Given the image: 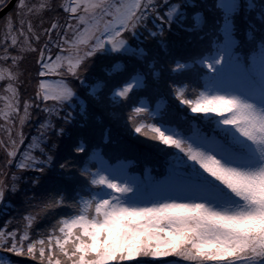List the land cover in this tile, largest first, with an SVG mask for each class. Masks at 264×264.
I'll return each mask as SVG.
<instances>
[{"label": "rangeland", "instance_id": "374dc122", "mask_svg": "<svg viewBox=\"0 0 264 264\" xmlns=\"http://www.w3.org/2000/svg\"><path fill=\"white\" fill-rule=\"evenodd\" d=\"M237 1L0 0V13L6 11L0 16V264H129L153 237L155 252L176 246L174 256L188 257L193 251L185 248V239L180 241L190 223L180 227V222L192 215L198 219L199 214L201 229L206 231L198 238L201 247L225 245L228 254L234 253L232 241L240 244V235L264 223V98L248 95L239 61H227L234 42L226 16L237 10ZM247 2L251 16L242 19L264 36V0ZM210 8L226 13L222 24L227 22L229 37L220 52L211 58L201 55L195 65L218 74L230 69L235 74H230L227 87L212 83L198 97L178 106L186 105L189 115L209 124L220 121L222 126L230 121L229 114L223 113L229 105L235 107L231 110L234 118L242 122L235 125L233 135L254 137L249 142L259 162L253 166L225 163L215 149L195 142L208 151L205 165L241 188L244 203L221 202L216 194L183 183H173L153 202L129 201L126 192L140 188L150 171L131 172L137 164L130 158L129 164H109L100 141L102 136L106 140L111 136L102 132L113 133L116 141L146 142L156 150L181 143L170 124L148 125L155 137L144 131L145 122L130 127L123 98L130 95L127 108L134 113L150 111V104L158 116L168 106L155 92L145 90L133 98L129 93L144 89L149 75L159 83L166 68L173 72V57L197 39L196 51L180 52L176 68L191 55L204 53L216 34L226 33L220 28L215 33L213 17L199 28ZM205 31L206 36H201ZM254 68L264 80V68L257 63ZM167 106L166 115L173 122L172 109ZM51 144L55 150H49ZM107 149L114 150L112 156L123 152L122 148ZM148 149L140 146L136 152H151ZM82 153L78 162L84 175L81 180L87 177L107 192L95 197V202L86 198L89 191L85 188L73 191L72 197H67L68 192L62 208L74 201L70 204L77 208L75 215L57 216L64 200L61 188L71 180L68 174L80 175L75 161ZM9 161L15 164L11 174L3 167ZM164 220L170 221L164 225ZM161 257L165 256L156 260Z\"/></svg>", "mask_w": 264, "mask_h": 264}, {"label": "trees", "instance_id": "16d2710c", "mask_svg": "<svg viewBox=\"0 0 264 264\" xmlns=\"http://www.w3.org/2000/svg\"><path fill=\"white\" fill-rule=\"evenodd\" d=\"M237 1V0H236ZM237 2H239V4L237 5L238 7L236 8L237 10H234V12L228 15V19L231 20L230 23V27L232 28L231 30V34L233 36V48L235 51H239L241 53H243L246 57L249 56V54L251 53H255V52H259V50L264 51V36L263 35H259L258 32H255V28H253V24H249L247 19H242L247 17L248 15L251 16V14H247L248 13V9L250 8L248 6V2L247 0H238ZM213 8V7H212ZM238 11V13H237ZM225 12L222 11L221 9L217 10V11H212L211 8L209 9V11L207 13H204L203 19L200 23L199 28H201L202 26L204 27L205 24L208 23L207 20H209L210 18L213 17V19L215 20L213 23V29H215V33L217 31L216 27L217 25H215L216 23L220 24L225 16ZM238 14V15H237ZM238 16V17H236ZM260 16V15H259ZM207 22V23H206ZM238 25L241 26L240 29H238ZM247 26V27H246ZM248 28V29H246ZM218 32V31H217ZM242 34L244 35V38L242 36ZM251 35V39L249 41V37ZM153 46V45H152ZM185 51V49H181L180 51H178V54H176L173 57V61L170 63V65L173 68V72H167L169 70V68L165 69V75L162 71V76L165 78H162L161 81H159V83H157L155 80H152L153 76H148V79H150L147 83V86L143 87L144 89L139 90V91H135V93L132 94V92L130 91L129 94H131V97L133 98L135 95H137V93H142L145 90H149L150 92H155L159 95V99L161 100V102H167L168 106L167 107H171V115H173V122H169L170 121V116L166 115V112H168V110L166 109V106L164 109H160L159 110V115L155 116L154 114H152V110H153V105L149 104V109H151V113L150 111L145 112L143 114V111H141V113L139 111H137V113H134L132 111H129L127 106H128V102L130 99V95L127 98H123V100L126 101L125 103V110H123L124 115H126L127 119L129 120V123L131 124L130 127L134 128L135 126L138 125V127H140L141 123H144L145 127L143 128L144 131L150 135L154 136V133L149 129L148 125H152L154 127H159L161 124H176V123H181L180 126L181 129H189L192 132L195 133V135L201 139H207L210 138L212 142H214L216 145H218L221 150L225 151L226 149H236V148H241V149H246V142L248 141V139L250 138V135H248L249 137L247 138H237L236 136H234V131L229 130V134L228 131L223 132L220 130L221 127L218 126L217 123L215 122H211L209 125L206 122V119L204 118H200L198 116H190L188 115L189 113L187 112V106H183V109H181L178 104H180V102H182L183 100H188V98H192L195 99L196 95L194 93H191L192 91V83L191 81H182V77L184 75L185 72H187L186 68H181L180 66H177V68L174 66V62L177 61L178 58L181 57L180 52ZM258 55V54H257ZM257 55H255L257 57ZM250 57V56H249ZM115 68V67H114ZM185 74H189V72L185 73ZM128 76V74H127ZM125 76V78L127 77ZM124 79V78H123ZM123 79L121 81H119L118 83L120 84V82H123ZM147 79V80H148ZM164 79V81H163ZM194 89H196V86L194 87ZM137 90V89H136ZM135 99V98H134ZM130 109L132 107V105H129ZM155 109V108H154ZM108 128V127H106ZM105 128V129H106ZM115 128V127H114ZM105 129H103L102 131H104ZM117 129V128H116ZM141 131V132H144ZM144 132V133H145ZM102 135H107V136H111L108 137V139L106 140L105 136L101 137V147L104 148L103 149V153L105 156H107V158H109L110 160H115L117 158H131L130 156V152H134L137 151L138 148L140 146H144L149 148L148 150H151V153L155 154L157 157V163L160 164L159 162H161V164L165 163L166 161V168L163 169V173L164 175H166V170L170 173V171H175V168H177V172H181V174L185 175L188 179H199V180H205L206 182L209 183H213L215 184V186L220 190V192L222 194L225 193H236V192H242L241 188L237 185H235L232 181L231 178H225V177H221V175H223L220 171L218 170H210L208 168L207 165H205V163L207 162L206 160V155H203L199 152H195L194 149H192L190 147V145L186 142H182V143H177L174 144V147H172V149H166V147H164V149H160V150H156L153 147H150V145L145 143H140L137 142L138 140H134L132 138L129 139L130 142L128 141H116V135H114L113 133L109 132V133H104L102 132ZM150 137V136H149ZM157 141L156 138H153ZM222 140L223 143L218 144L215 140ZM86 144L87 146H89L90 144L88 143V140H86ZM158 146H161L160 143L156 144ZM55 146L51 144V146L49 147V150L54 149L55 150ZM108 147H116V148H121L123 149V152H121V155L118 156H112V154L114 155V150H110L107 149ZM141 152V151H138ZM83 153L79 154L78 156H76V161H75V166L76 169L80 175L75 178L73 177L72 174H68L67 177L71 178V180L69 182H67L66 184L63 185V188H61V192H63V203L61 206L64 207V204H66V194L69 192L67 197H72L73 196V191L78 190V189H82L88 192V189H86L84 182L86 179H88L87 177H85L83 180H81L84 175L81 173L80 169H79V165L78 162L79 160L82 158ZM139 155L138 153H136V157L138 158ZM159 157V158H158ZM82 160V159H81ZM139 159H137L135 162L136 164L140 167L143 168L144 166H146L147 163H150L151 161L146 160V161H141L140 165H139ZM12 162H8V163H4V168L7 169L6 171H9L8 174L14 173L13 170H15V164H11ZM177 166V167H176ZM5 170L2 173L6 172ZM146 183V182H145ZM74 187H72V189L70 190V187L73 185ZM33 191H37V189H33ZM216 191V190H215ZM83 191H81L82 193ZM219 192V191H218ZM15 194V193H13ZM68 200V198H67ZM69 202V201H68ZM70 203H75L74 201L70 200ZM67 206V208H62L59 211V214L62 215L64 214V217H68L67 214L65 212L70 211V215H72V213L76 212V206L70 204ZM63 216V215H62ZM193 216V215H192ZM190 217L188 221H184V223L180 222V227L190 223V226H187L184 229V233L186 236L180 241V243L185 239L184 241V245L186 249H191L193 251V253H191V256H183V255H179L175 256L173 255V251L176 248V246L172 249H165L163 251L159 250L157 252H155V238L153 236V238H151L149 240V243H147L146 245L143 246L142 250L140 251V253L138 254V256H134L133 258L129 259V261H132L129 264H142L144 262H137L138 259H142L143 258H147L149 260H154L153 264H156L158 262H162L165 260H169V259H179L181 261L184 262H188V264H224L225 261L227 260V258H229L231 256L232 253H225V245L221 246V245H216L217 247H210V248H202L201 247V241H199V237L197 236V234L199 236L202 235V237L205 236V230L201 229V227L203 228V223L201 221V215L199 216L198 219H194V217ZM166 219V218H165ZM164 220V225H166V222H169ZM158 230H165V228L163 227H159ZM204 233V234H203ZM263 233H264V223L259 224L258 226H256L255 228H252L251 230H248L245 232V234L240 235V238L243 239L241 241L240 244H236V242L232 241L231 242V246L233 248V252H237L239 251L238 249L242 248L244 245H246L248 242L250 241H256L257 239L260 241V244L258 247L262 246L263 247V251H264V237H263ZM146 236V235H145ZM144 236V237H145ZM199 238V239H198ZM239 239V238H238ZM197 243L199 245H197ZM236 244V245H235ZM227 246V245H226ZM222 247V248H220ZM211 248H214L213 250ZM186 254V253H183ZM161 255L165 256V257H161L160 260H156L158 259ZM226 255V256H224ZM138 258V259H136ZM139 259V260H140ZM142 261H146V260H142ZM24 262V261H21ZM148 263V262H146ZM95 264V263H94Z\"/></svg>", "mask_w": 264, "mask_h": 264}, {"label": "bare ground", "instance_id": "6f19581e", "mask_svg": "<svg viewBox=\"0 0 264 264\" xmlns=\"http://www.w3.org/2000/svg\"><path fill=\"white\" fill-rule=\"evenodd\" d=\"M226 15V14H225ZM229 15V14H228ZM228 15L226 16L227 17V19H228ZM224 19V18H223ZM222 22H223V20H222ZM222 22L220 23V24H218V23H216L215 25H217V27H219L220 29H222L223 31H225L226 33H229L228 32V30L226 29V27H225V23H223L222 24ZM228 22L229 23H231V20H228ZM201 36H206V31L201 35ZM217 40L213 43V45L212 46H209V47H211V50H212V53H217V52H220L222 49V45H221V43H220V41H219V38H218V34H217ZM198 41H199V39H197ZM198 41L197 42H195V44H192V45H189V46H187L186 47V49H185V51H183L182 52V54L184 55V54H186V53H190V52H192V51H196V48H197V46H199V43H198ZM209 43V42H208ZM181 58V57H180ZM180 58H178L177 59V61L178 60H180ZM122 148V147H121ZM166 180H168L169 182H171V180H170V176L169 175H167L166 174V178H165ZM160 182H158V184H159ZM74 185L75 184H73L71 187H70V190L72 189V187H74ZM168 185L169 184H162L161 186H163L164 188L165 187H168ZM166 189V188H165ZM153 202V201H152ZM73 215H75V213H72Z\"/></svg>", "mask_w": 264, "mask_h": 264}, {"label": "water", "instance_id": "95a60500", "mask_svg": "<svg viewBox=\"0 0 264 264\" xmlns=\"http://www.w3.org/2000/svg\"><path fill=\"white\" fill-rule=\"evenodd\" d=\"M6 11H3L2 13H0V16L3 14V13H5Z\"/></svg>", "mask_w": 264, "mask_h": 264}]
</instances>
